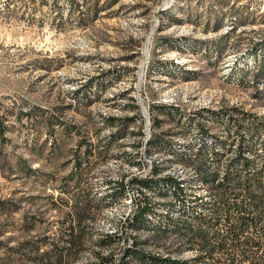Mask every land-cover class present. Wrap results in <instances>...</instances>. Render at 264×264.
<instances>
[{"label": "rangeland", "instance_id": "1", "mask_svg": "<svg viewBox=\"0 0 264 264\" xmlns=\"http://www.w3.org/2000/svg\"><path fill=\"white\" fill-rule=\"evenodd\" d=\"M263 148L264 0H0V264H222L178 220Z\"/></svg>", "mask_w": 264, "mask_h": 264}, {"label": "trees", "instance_id": "2", "mask_svg": "<svg viewBox=\"0 0 264 264\" xmlns=\"http://www.w3.org/2000/svg\"><path fill=\"white\" fill-rule=\"evenodd\" d=\"M158 121L156 118L155 123L157 125L160 124ZM56 145V142L52 144L55 148L57 147ZM77 159H79V156ZM252 163V161L245 160L240 166V170L234 163L230 164L224 177L217 184L215 183L217 182L218 174L208 172L201 174L202 182L210 181L212 183L211 188L214 191L215 200L212 202L211 208L206 212L209 216V221H206L204 214L194 219L178 220L184 225V235H187V239L194 241L202 254H220V258L224 260L222 264H264V162L257 174H250L253 169L251 168ZM77 166H79V163ZM199 171L202 173L201 170ZM158 183L161 182L158 181L155 184L157 185ZM124 184L125 182L122 179L115 183H108L111 186V191H115L114 187H118V191L121 192L125 187ZM169 185L172 187L171 190L175 197V202L179 197V192H181L180 185L171 180H169ZM176 196L178 197L176 198ZM92 198L94 201L96 200L95 197ZM102 200L105 199H99V201ZM144 207H147V204ZM72 209L74 217L72 214L70 217H73L72 223L74 225L76 223L79 232L78 235H75L74 225L71 226V239L68 244L75 250L80 247V236L85 234L82 231L81 224L83 221L93 217L96 206L92 205L91 201L86 199L85 196V198L79 197ZM145 209L142 208L138 212L135 211L129 222L131 227L135 226L139 220H142L141 216H143ZM166 217L168 220L170 219L169 215L163 216L162 219L166 221ZM221 221V228H219ZM161 228L168 231L169 226L167 224ZM178 231L181 232L182 230L178 229ZM126 254H129V252ZM44 257L51 264L53 259L56 264H67L63 253L55 256L45 253ZM143 263L178 264L167 258H159L147 254L143 257ZM97 264H107V262L102 259Z\"/></svg>", "mask_w": 264, "mask_h": 264}]
</instances>
